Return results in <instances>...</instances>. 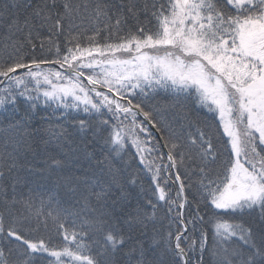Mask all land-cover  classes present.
<instances>
[{
  "label": "snow or ice",
  "instance_id": "1",
  "mask_svg": "<svg viewBox=\"0 0 264 264\" xmlns=\"http://www.w3.org/2000/svg\"><path fill=\"white\" fill-rule=\"evenodd\" d=\"M161 92L173 103H144ZM21 98L28 114H90L78 127L96 146L27 145L29 174L55 177L45 215L31 211L21 141H5L0 264H193L189 226L195 264L206 249L213 264H264V0H0V109L15 115ZM130 147L150 174L144 200ZM160 202L182 226L166 236ZM49 218L55 235L39 234Z\"/></svg>",
  "mask_w": 264,
  "mask_h": 264
},
{
  "label": "trees",
  "instance_id": "2",
  "mask_svg": "<svg viewBox=\"0 0 264 264\" xmlns=\"http://www.w3.org/2000/svg\"><path fill=\"white\" fill-rule=\"evenodd\" d=\"M90 33L91 32H89L88 34L90 35ZM39 54L40 52L39 50H37V55ZM29 87H31V85H29ZM144 103L149 108L159 109L163 106L172 104L173 99L172 97H170L169 93L161 92L154 95L153 97L146 98ZM18 104L19 107L17 108L15 115L12 114L10 109L7 112H5L3 109H0V152L5 151V141L8 138H13L21 141L19 150L22 155L19 163L21 165H24V167L21 169L20 175L34 181V183L29 186L32 189L33 197V208L31 211L35 212L37 209H40L46 215L48 212L52 211L53 208L57 207L55 201L53 202L52 208H49L46 203L48 197L53 194V191L57 190L55 177H49L46 173L43 175V178H40L39 173L36 176H31L29 174V169H31L33 165L30 163H26V160H32V153L27 151V145H31L38 152H42L45 148L51 151L53 148L57 147V137L63 136L64 140L60 141V143L66 142L67 144L76 147L80 146L81 142L83 141V143L88 144V150L91 152L96 146L92 135V130L87 129L84 132H81L78 127V121L80 119H84L86 121L91 119V122L95 124V119H92L90 114L76 111L71 112L68 116L65 117L62 115L63 109L54 110V106L47 107L42 102L35 110L28 114L25 112L27 105L22 103V98L21 101H18ZM137 121L142 122V119L137 117ZM13 124H19L20 127L18 129H13L11 127V125ZM144 127H147V125L145 124ZM149 131H151V129H149ZM141 138H143V134L141 135ZM7 150L11 151V148L9 147ZM65 151H67V148H65ZM133 153H135V148L130 147V153L128 156L124 157V161L131 163V170L138 173L139 182L143 184L145 189H147L146 193L141 192L139 188L133 191L134 196H137L139 199L144 200L151 197L150 174L147 173L142 166H139L138 158H135L132 155ZM105 155H107V152L105 153ZM109 159H111V157H109ZM36 166L40 167L39 164H37ZM114 166L119 167L120 165L116 164ZM181 172H183V169H181ZM181 178L185 179V182L187 183V180L183 175ZM173 183L177 184V182L175 181H173ZM29 187L23 188V193L27 194L29 192ZM58 199H60V197H58ZM42 201H44L45 203L42 204ZM153 202L155 203V200ZM59 206L67 207V205L63 204L62 201ZM15 211L17 215L21 217V219H23L24 216L31 215L29 210L24 208L23 205H17ZM149 211H151V209H149ZM184 211L185 216H187V208ZM45 215H42L40 217L41 221L45 219ZM174 215V212L169 213L167 211L166 207L163 206V202H160V204L157 205L154 227L161 233L162 236H166L168 232L175 233L178 228L182 227L176 220L173 219ZM31 224L33 226L37 224L35 218L31 220ZM189 228L190 231L186 233V235L189 236L190 240L195 241L196 244V250L190 253L192 262L193 264H195V261L200 258L198 246L200 243L201 233L199 226L195 231H191V226H189ZM39 229V234L41 235L47 233L52 234L53 231H55L54 225L50 218L48 220L47 230L44 228L43 224L39 225ZM205 230L208 232L207 245L210 247L213 243L212 231L207 227L205 228ZM181 246L187 247V242L182 243ZM202 264H213L211 255L207 249L203 254Z\"/></svg>",
  "mask_w": 264,
  "mask_h": 264
},
{
  "label": "bare ground",
  "instance_id": "3",
  "mask_svg": "<svg viewBox=\"0 0 264 264\" xmlns=\"http://www.w3.org/2000/svg\"><path fill=\"white\" fill-rule=\"evenodd\" d=\"M90 34H91V33H90ZM169 94H170V93H169ZM170 97H171V94H170ZM163 150L166 151V149H163ZM52 235H55V231H53Z\"/></svg>",
  "mask_w": 264,
  "mask_h": 264
}]
</instances>
